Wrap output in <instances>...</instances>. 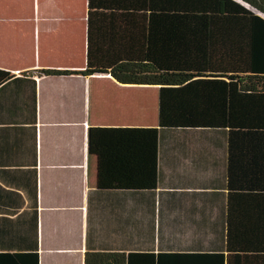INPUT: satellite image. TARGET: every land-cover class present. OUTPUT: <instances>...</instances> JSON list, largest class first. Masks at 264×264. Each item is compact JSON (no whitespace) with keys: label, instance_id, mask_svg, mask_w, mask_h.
<instances>
[{"label":"crops","instance_id":"crops-1","mask_svg":"<svg viewBox=\"0 0 264 264\" xmlns=\"http://www.w3.org/2000/svg\"><path fill=\"white\" fill-rule=\"evenodd\" d=\"M87 14L88 0H0V70L12 75L0 86V253H37L39 264L118 254L130 264L170 249L166 238L181 231L221 249L229 181L240 190L222 133H167L153 191L100 178L90 129L157 127L159 100L156 86L83 74Z\"/></svg>","mask_w":264,"mask_h":264},{"label":"trees","instance_id":"trees-1","mask_svg":"<svg viewBox=\"0 0 264 264\" xmlns=\"http://www.w3.org/2000/svg\"><path fill=\"white\" fill-rule=\"evenodd\" d=\"M83 74L158 88L157 127L90 129L100 178L114 173L121 187L155 190L160 141L179 131L222 133L232 180L240 169V190L228 183L221 249L173 232L170 249L133 254L130 264H264V0H88ZM11 78L0 70V86ZM118 258L88 253L86 264ZM0 264H39V256L0 253Z\"/></svg>","mask_w":264,"mask_h":264},{"label":"rangeland","instance_id":"rangeland-1","mask_svg":"<svg viewBox=\"0 0 264 264\" xmlns=\"http://www.w3.org/2000/svg\"><path fill=\"white\" fill-rule=\"evenodd\" d=\"M156 92L157 93V89L155 90V89H153V92ZM151 101H152V97L150 96L149 97V104H151ZM150 107V106H149ZM152 112V111H151ZM153 115H154V112H153ZM152 119V118H151ZM147 121H149V119L147 120Z\"/></svg>","mask_w":264,"mask_h":264}]
</instances>
